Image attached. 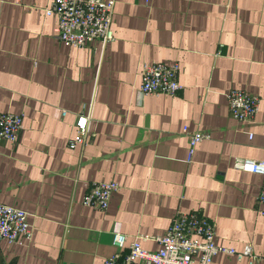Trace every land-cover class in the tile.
<instances>
[{
  "label": "crops",
  "instance_id": "crops-1",
  "mask_svg": "<svg viewBox=\"0 0 264 264\" xmlns=\"http://www.w3.org/2000/svg\"><path fill=\"white\" fill-rule=\"evenodd\" d=\"M51 1L0 0V112L24 114L17 144L0 143V202L33 224L0 240V264H104L118 228L156 250L178 211L211 219L219 245L252 242L255 257L213 264H264V174L235 164L264 160V0H115V40L88 47L58 39ZM152 62H177L183 89L143 95ZM235 88L260 97L248 122L230 113ZM80 113L96 136L72 149ZM185 126L209 134L191 157ZM104 180L121 186L108 209L82 203Z\"/></svg>",
  "mask_w": 264,
  "mask_h": 264
},
{
  "label": "built area",
  "instance_id": "built-area-1",
  "mask_svg": "<svg viewBox=\"0 0 264 264\" xmlns=\"http://www.w3.org/2000/svg\"><path fill=\"white\" fill-rule=\"evenodd\" d=\"M147 3L151 0H145ZM115 0H52L45 8L46 15L58 18L56 35L59 40L71 47H88L96 41L103 45L115 40L112 28ZM179 64L152 62L142 67L140 91L143 95L174 96L183 89L178 79ZM230 113L240 122L253 119L259 110L260 97L244 89H232L228 94ZM65 115L66 112L64 111ZM23 113L0 112V143L17 144L23 129ZM77 132L70 138L69 147L85 145L96 136L90 128V115L77 114L75 119ZM184 132L189 135V155L194 154L196 146L209 138L202 131ZM252 138V134L249 136ZM236 166L242 170L264 174V160H247L238 158ZM121 189L118 182L95 181L89 185L82 203L108 209L113 195ZM258 202L264 204V186L260 190ZM264 214V208L262 209ZM33 235V224L28 218V211L16 205L0 202V240L18 243L30 239ZM215 224L199 211H178L172 223L156 239L160 247L151 250L141 245V239L147 235H137L128 244V236L120 228L114 233V244L119 248L105 257L104 264H213L214 256L219 251L234 253L239 259L253 258V244L248 241L242 250L219 245L215 240ZM127 250L122 252V248Z\"/></svg>",
  "mask_w": 264,
  "mask_h": 264
}]
</instances>
